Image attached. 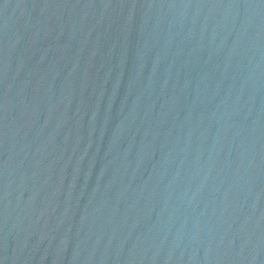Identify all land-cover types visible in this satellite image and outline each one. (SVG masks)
<instances>
[{
  "label": "water",
  "instance_id": "obj_1",
  "mask_svg": "<svg viewBox=\"0 0 264 264\" xmlns=\"http://www.w3.org/2000/svg\"><path fill=\"white\" fill-rule=\"evenodd\" d=\"M0 264H264V0H0Z\"/></svg>",
  "mask_w": 264,
  "mask_h": 264
}]
</instances>
